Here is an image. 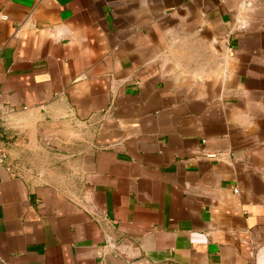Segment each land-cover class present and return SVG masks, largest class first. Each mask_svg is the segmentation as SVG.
<instances>
[{
  "label": "crops",
  "instance_id": "obj_1",
  "mask_svg": "<svg viewBox=\"0 0 264 264\" xmlns=\"http://www.w3.org/2000/svg\"><path fill=\"white\" fill-rule=\"evenodd\" d=\"M0 264H264V0H0Z\"/></svg>",
  "mask_w": 264,
  "mask_h": 264
},
{
  "label": "built area",
  "instance_id": "obj_2",
  "mask_svg": "<svg viewBox=\"0 0 264 264\" xmlns=\"http://www.w3.org/2000/svg\"><path fill=\"white\" fill-rule=\"evenodd\" d=\"M7 160V154L5 150L0 146V164H4Z\"/></svg>",
  "mask_w": 264,
  "mask_h": 264
}]
</instances>
